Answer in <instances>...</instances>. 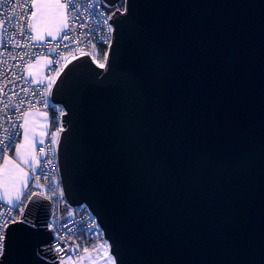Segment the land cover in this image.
I'll return each instance as SVG.
<instances>
[{
  "label": "water",
  "instance_id": "water-1",
  "mask_svg": "<svg viewBox=\"0 0 264 264\" xmlns=\"http://www.w3.org/2000/svg\"><path fill=\"white\" fill-rule=\"evenodd\" d=\"M125 7L106 68L82 56L52 90L66 202L92 211L116 264H264V0ZM40 203L8 264H53L35 254L53 237Z\"/></svg>",
  "mask_w": 264,
  "mask_h": 264
},
{
  "label": "snow or ice",
  "instance_id": "snow-or-ice-1",
  "mask_svg": "<svg viewBox=\"0 0 264 264\" xmlns=\"http://www.w3.org/2000/svg\"><path fill=\"white\" fill-rule=\"evenodd\" d=\"M119 2V0H117ZM10 4L11 7L4 13L5 16L11 15L13 20H16L18 23L26 21V24L21 25V30L19 32L20 36H25L29 30H34L36 32L35 37L29 36V39H34L36 41L44 40V31L48 36H51L53 40L57 39V36H60V39L69 41V44L65 45V48H69V51H75V49L70 48V44L75 43V37L72 36V33L75 31V27L77 24L81 28L87 27V21L85 20L81 23L82 13H88V16L91 17L93 15V11L96 9V4H89L88 7L82 8V6L78 3V0H67V3L62 2V0H20V3H17L16 0H0V9L5 8V5ZM127 4V0H124V5ZM124 5H121L122 7ZM107 7L113 9L111 12H95L96 15L102 17V23L107 25V33H113L114 28L110 20L114 17L123 16L127 14V8H124V12H119L117 4H108ZM22 8L23 12L20 13L19 16L16 15V9ZM69 8L75 11L76 15L71 16L68 13ZM32 9V11H28ZM91 9V11H90ZM56 18V26L55 31L44 29L42 31V25H45L49 18ZM2 19V17H0ZM71 21V26L69 24ZM91 33V29H89V33H82V35H88ZM14 39V36H10L9 38ZM16 47H29L28 43H17ZM56 52L57 59L55 61L48 59L47 56L43 58L46 61L47 65H52L53 63L57 64L59 67L52 69L53 72L56 73V76L48 79L47 83H44L45 93H50L53 84L55 83V79L59 78L61 72L65 68L68 67V64L72 63L73 60L78 59V57L72 55L69 56H61V53L53 49ZM35 53H20L18 54L19 59H23L24 56H29V62L31 61V57L34 56ZM50 55V53H49ZM92 58L95 59V55H92ZM10 59H17V57H10ZM104 63H100L97 61L98 67L101 69H105L108 63V53L104 54ZM80 65H73L72 68L68 69V73L65 74V79L70 73L73 72ZM19 68V64H15L12 68H8L6 71L13 77L11 81L0 82V93H4L7 100H12V97L15 96L16 100L11 104V107L18 114L17 119L23 120L22 123L16 124L11 122L10 116H0V120H5L9 123V127H4L3 131L5 135L3 138H0V158L3 159V166L0 167V208L4 210L0 211V264H8L9 255H10V245L15 237L17 232L25 231L29 228L36 227V217L33 215L32 208L37 210V213L44 209V205L40 203L41 198L45 195L44 192H25L24 189L28 188V181L31 179L28 173L25 172L24 168L20 166L15 160L11 159L6 155L9 150L14 149L16 157L19 161L25 166L31 168L33 172L37 170L36 165H38L39 161L37 160L34 150L32 148L33 143H39L43 145V140H36V122L31 120L30 117L32 113L30 111L20 112V107L22 105L28 104L32 106V101L27 100L26 98H21L20 93L16 92L15 89L18 87L16 84V80L21 77L17 76L16 71L13 69ZM31 71H29V75H31ZM26 79V78H25ZM36 83L37 81H32ZM43 83V81H40ZM63 84L64 81H61ZM11 84L12 87L8 88V85ZM5 89H8L5 92ZM22 92L27 93L29 90L24 88L21 89ZM33 95H40V93H32ZM39 103V102H38ZM45 106H47L48 101L43 100ZM0 104L3 105L4 112H7L9 105L4 102V99L0 97ZM62 111V110H61ZM23 130V142L20 144L16 143V140L20 136V130ZM63 128H60L59 131H63ZM56 135L58 133L53 134L51 142L54 144L56 142ZM41 154L44 153L43 147L40 149ZM35 162V163H34ZM47 163H51V161H47ZM47 175H45V179H47ZM36 186L43 188L44 185L39 184V177H36ZM56 195L55 190L52 191V195L47 197L48 200L52 199V196ZM62 195V193H61ZM26 197V199H25ZM29 204L32 205V208H29ZM27 209V214H25V210ZM18 213V215L14 214ZM49 230H54L53 224L49 223L45 225ZM93 228L98 229V225H93ZM100 233L97 232V235ZM63 245V247H61ZM79 245L75 247L65 242L64 236L59 233H54V243L46 246L45 248H37L35 250V254L37 257H41L43 259H47L48 255L51 254L53 258V264H68L69 261L73 260V255L70 253H75L78 249ZM101 248H110L108 242L105 241L103 245H100ZM85 252L88 251L87 248L84 249ZM65 256L67 259H65ZM112 264H116V258L113 255H109L107 257Z\"/></svg>",
  "mask_w": 264,
  "mask_h": 264
},
{
  "label": "built area",
  "instance_id": "built-area-1",
  "mask_svg": "<svg viewBox=\"0 0 264 264\" xmlns=\"http://www.w3.org/2000/svg\"><path fill=\"white\" fill-rule=\"evenodd\" d=\"M62 1L67 3V0ZM16 2L20 3V0H16ZM78 3L82 6V8H86L89 6V4L95 3L96 9L93 11V15L91 17L88 16V13H82L81 23L86 20L88 26L81 28L79 24L76 25L75 31L70 37V39L75 37L76 42L70 44V48L75 49V51L71 52L69 51V48H65V45L69 44V41L60 39V36H58L55 40L52 38L43 41H36L34 39H29V36L33 37L31 30H29L25 36H20L19 32L21 30V25L26 24V21L18 23L16 20L11 18V15H4L8 8L11 7L10 4L6 3L5 8L0 9V17H2V19H0V82L13 80V77L8 74L6 70L8 68H12V66L15 64H19V68L13 69L16 71L17 76L21 77L20 79L16 80L18 87L15 89V91L20 93L21 98H26L27 100L32 101V106H29L28 104L22 105L20 107V112H43L46 113L47 118V128L43 138L44 143L43 145L39 144L37 148V153L39 154V165L37 170L32 174L29 187L25 192H44L45 195L43 197L47 199L49 195H52V191L55 190L56 195H53L52 199L49 200L50 215L47 222V224L51 223L54 226V230H50L53 235L51 244L54 243V233H59L64 236L66 243L73 245L74 247L79 245L75 253H70L73 255V260L69 261L68 264H82L85 259L83 253L84 249L88 248L89 246H96L106 239L95 215L85 206L74 209V213L68 220H62V203L65 201V196L61 185L57 148L59 138L62 133V131H59V129H64L63 114L66 113V110L62 104L53 103L51 99L53 87L59 78L55 79V83L53 84L50 93H45L44 90V83H47L48 79L56 76V73L53 72L52 69L58 68L59 66L55 63L52 65H47L44 72L43 83L38 81L33 83L32 81L36 80L28 74V70L31 65L37 63L39 59L43 58L44 56H47L48 59L55 61L57 56L56 52L53 51L54 48H56V50L61 53L62 57L69 56L70 58L72 55H74L80 58L82 56L88 55L92 58V55H95V59L92 58V60L96 64L97 61L100 63L105 62L104 54L105 52L109 53V48L112 44L113 33H107V25H104L101 22L102 17L96 15L95 12H110L109 7H107L103 0H78ZM122 10H124V8ZM23 11L24 9L17 8L16 15L19 16ZM28 11L30 12L32 9H29ZM67 14L71 16L76 15L75 11L71 8H69ZM69 24L71 26V21H69ZM89 29H91L90 34L82 35V33H89ZM10 36H14V39L10 40ZM24 42L28 43L29 47L24 48L22 46H15L17 43L22 44ZM20 53H35V55L31 57V61L29 62V56H24L22 60L19 59L18 54ZM10 57H17V59H10ZM11 87L12 85L9 84L8 88ZM24 88L28 89L29 91L27 93L22 92L21 89ZM7 90L8 89H5V92H7ZM33 92L40 93V95H33ZM0 97H2L4 102L9 105L7 112L5 113L3 105L0 104V116H10L12 123H22V118L18 120V114L11 107V104L15 102L16 97L13 96L12 100H7L6 96H4V93H0ZM43 100L48 101L47 106H45ZM9 126V123H7L5 120H0V138H3L5 135L3 128ZM21 131L22 129L20 130V134ZM56 133H58V135H56V142L53 144L51 142L52 136ZM19 138L16 140V143L19 142ZM41 147L44 149L45 154L43 155L40 151ZM12 150H9L6 155H9ZM2 160L3 159L0 158V163ZM47 161H51V163L49 164ZM45 175H47V179H45ZM36 177H39V184L44 185L43 188L36 186ZM2 210L4 209L0 208V211ZM14 214L18 215V213ZM93 225H98V229L93 228ZM97 232L100 234L97 235ZM61 247H63V245H61ZM88 256H90L89 253ZM65 259H67L66 256Z\"/></svg>",
  "mask_w": 264,
  "mask_h": 264
},
{
  "label": "crops",
  "instance_id": "crops-1",
  "mask_svg": "<svg viewBox=\"0 0 264 264\" xmlns=\"http://www.w3.org/2000/svg\"><path fill=\"white\" fill-rule=\"evenodd\" d=\"M55 26H56V18L53 16V17L48 19V21L46 22L45 25H42V31L44 29H49V30L55 31ZM31 32H32L33 37H35L36 32L34 30H31ZM46 39H52V37L48 36L46 34V31H44V40H46ZM46 67H47V64H46L45 59L44 58H40L37 63H35V64L30 66V68L28 70V74H29V71H31V73H32L30 75L31 77H33L38 82L43 81L44 80V72H45ZM30 119L34 120L36 122V137H35V139L36 140H43V138L45 136L46 128H47L46 113H43V112L32 113ZM22 142H23V130L21 131L19 142L17 144H20ZM38 146H39V143H35L34 142L33 145H32V148L34 150V154H35L37 160L39 161V154L37 153ZM7 156L10 157L11 159L15 160L18 164H20V166L22 168H24L25 172L28 173L29 177H32V174L34 173L33 170L31 168L25 166L24 164H22L19 161V159L16 157L14 149ZM38 165H39V163H38ZM38 165H36L37 168H38ZM2 166H3V160L0 163V167H2ZM0 178H3V177L0 176ZM30 180L31 179H29V181H28V187H29V184H30ZM27 189H24V191H26Z\"/></svg>",
  "mask_w": 264,
  "mask_h": 264
},
{
  "label": "rangeland",
  "instance_id": "rangeland-1",
  "mask_svg": "<svg viewBox=\"0 0 264 264\" xmlns=\"http://www.w3.org/2000/svg\"><path fill=\"white\" fill-rule=\"evenodd\" d=\"M118 3H117V7H118ZM109 11L111 12V11H113V9L109 8ZM73 213H74V209L66 202V200L63 201V203H62V220L63 221L68 220L72 216ZM105 241H107V240L102 241V243H100L96 246H89L87 248L88 251L83 252L85 259H84L82 264H95V260L97 258L102 260V262H103L102 264H112V262L107 259V257L109 255H112L110 248H101L100 247V245H103L105 243ZM108 245H110L109 242H108ZM88 253L90 254V256H88ZM86 254H87V256H86Z\"/></svg>",
  "mask_w": 264,
  "mask_h": 264
},
{
  "label": "trees",
  "instance_id": "trees-1",
  "mask_svg": "<svg viewBox=\"0 0 264 264\" xmlns=\"http://www.w3.org/2000/svg\"><path fill=\"white\" fill-rule=\"evenodd\" d=\"M121 5H124V0H120L119 1V3H118V9H123L124 8V6L122 7Z\"/></svg>",
  "mask_w": 264,
  "mask_h": 264
},
{
  "label": "bare ground",
  "instance_id": "bare-ground-1",
  "mask_svg": "<svg viewBox=\"0 0 264 264\" xmlns=\"http://www.w3.org/2000/svg\"><path fill=\"white\" fill-rule=\"evenodd\" d=\"M102 263H103L102 260L99 259V258H97V259L95 260V264H102Z\"/></svg>",
  "mask_w": 264,
  "mask_h": 264
}]
</instances>
